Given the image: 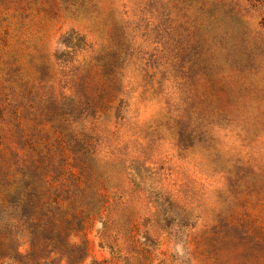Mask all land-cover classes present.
<instances>
[{"label": "rangeland", "instance_id": "374dc122", "mask_svg": "<svg viewBox=\"0 0 264 264\" xmlns=\"http://www.w3.org/2000/svg\"><path fill=\"white\" fill-rule=\"evenodd\" d=\"M83 127L164 264H264V0H0V182ZM100 229L80 264H116Z\"/></svg>", "mask_w": 264, "mask_h": 264}, {"label": "trees", "instance_id": "16d2710c", "mask_svg": "<svg viewBox=\"0 0 264 264\" xmlns=\"http://www.w3.org/2000/svg\"><path fill=\"white\" fill-rule=\"evenodd\" d=\"M76 107L72 105L73 110L81 108ZM98 119L93 116V128ZM72 134L70 163L47 164L50 151H43L29 155V163L14 172L6 169L14 178L6 187L0 182V264H80L87 257V230L94 222L101 223L100 245L111 251L116 264H164L149 232L141 235L136 225L116 226L122 196L115 198L113 189L94 175L98 169L80 155H88L94 144L90 128ZM2 167L0 163V172Z\"/></svg>", "mask_w": 264, "mask_h": 264}]
</instances>
